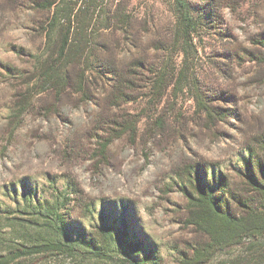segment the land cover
<instances>
[{
  "label": "rangeland",
  "instance_id": "rangeland-1",
  "mask_svg": "<svg viewBox=\"0 0 264 264\" xmlns=\"http://www.w3.org/2000/svg\"><path fill=\"white\" fill-rule=\"evenodd\" d=\"M33 1L0 0V200L9 202L6 188L21 192L23 184L53 178L61 186L71 179L82 200H93L99 212L125 215L130 233L142 238L160 264H181L180 252L188 251L196 238L184 223L186 200L179 189L184 167L204 163L209 173L221 171L238 184L245 145L264 135V64L237 57L243 48L256 50L249 38L264 32V0H212L207 8L212 12L195 36L199 85L214 95L215 105L236 113L212 128L196 113L186 88L173 96V81L160 101L141 81L138 99L119 107L110 106L97 89L90 102L76 92L33 94L32 56L44 47L48 13ZM118 3L133 18L136 34H107L103 40L112 53L120 58L123 42L132 38L140 57L156 40L157 66L169 72L177 67L181 57L167 48L168 28L175 20L171 1L110 0L104 8ZM192 3L197 16L206 0ZM211 23L214 29H208ZM24 98L28 103H21ZM158 116L164 117L162 129L154 125ZM124 118H138L134 136L126 132L102 149L113 120ZM94 221L76 218L74 230L89 229ZM252 242L224 248L208 264H255ZM119 257L112 262L123 264ZM99 263L96 258L32 257L16 264Z\"/></svg>",
  "mask_w": 264,
  "mask_h": 264
},
{
  "label": "trees",
  "instance_id": "trees-1",
  "mask_svg": "<svg viewBox=\"0 0 264 264\" xmlns=\"http://www.w3.org/2000/svg\"><path fill=\"white\" fill-rule=\"evenodd\" d=\"M109 1H33L48 12L43 20L44 47L32 56L33 94L51 91L60 96L76 92L90 102L97 89L110 106L119 107L138 99L136 91L141 81L149 87L154 101L161 100L173 81V96L186 88L206 127L212 128L236 114L235 110L215 105L214 95H207L197 77L198 48L194 39L204 18L212 12L207 9L212 0H206L197 16L193 14V0H170L175 20L168 28L167 48L181 57L171 72L153 60L160 48L156 40L140 57L132 38L123 42L120 58L112 53L103 40L107 34L119 32L135 38L136 31L125 5L104 8ZM209 28L215 26L211 23ZM249 42L256 50L243 48L237 57L264 64V32L253 35ZM125 60L128 62L123 64ZM21 103H28L27 99ZM138 121L113 120L102 149L126 132L133 137ZM154 125L162 129L164 117L158 116ZM245 149L238 184L221 171L209 173L204 163L184 167L179 181L186 200L184 223L196 238L188 251L180 252L181 264H208L218 251L246 240H252L250 247L257 251L255 264H264V135L254 137ZM6 193L11 195L9 202L0 200V264H16L32 257L77 261L96 258L99 264H115L112 259L119 255L123 264H160L152 249L145 250L142 238L130 233L125 215L110 217L99 212L93 200H82L81 190L71 179L61 186L53 178L33 186L23 184L21 192L6 188ZM85 217L95 219L91 228L74 230L76 218Z\"/></svg>",
  "mask_w": 264,
  "mask_h": 264
}]
</instances>
